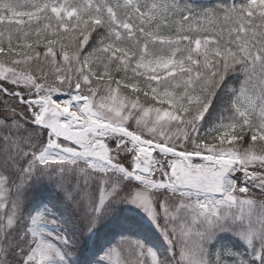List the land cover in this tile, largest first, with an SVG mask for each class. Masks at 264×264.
I'll return each instance as SVG.
<instances>
[{
    "label": "snow or ice",
    "instance_id": "snow-or-ice-1",
    "mask_svg": "<svg viewBox=\"0 0 264 264\" xmlns=\"http://www.w3.org/2000/svg\"><path fill=\"white\" fill-rule=\"evenodd\" d=\"M3 95L0 264H73L61 208L83 236L121 205L163 246L95 264H264V0H0Z\"/></svg>",
    "mask_w": 264,
    "mask_h": 264
},
{
    "label": "trees",
    "instance_id": "trees-1",
    "mask_svg": "<svg viewBox=\"0 0 264 264\" xmlns=\"http://www.w3.org/2000/svg\"><path fill=\"white\" fill-rule=\"evenodd\" d=\"M201 5H209L215 0H199ZM11 88L10 85H8ZM15 105L17 111L23 109V105H19L16 100L6 95L0 96V113H3L5 106L11 107ZM10 115V113H8ZM12 135H15L13 132ZM20 135H25L21 133ZM56 200L55 189L51 184L37 185L30 196L28 210L37 208L41 203ZM58 215L61 217L62 226L70 239L76 241V247L73 253H76L77 259L75 264H91L100 254L102 249L114 242L121 235L138 236L146 238L157 246H163L159 231L149 224L145 223L135 213L127 211L121 205L118 210L109 218H107L101 226L90 235H81L73 214L64 211L62 208Z\"/></svg>",
    "mask_w": 264,
    "mask_h": 264
},
{
    "label": "rangeland",
    "instance_id": "rangeland-1",
    "mask_svg": "<svg viewBox=\"0 0 264 264\" xmlns=\"http://www.w3.org/2000/svg\"><path fill=\"white\" fill-rule=\"evenodd\" d=\"M126 209H127V211H129V212H132V213H135L139 218H141L145 223H147V224H149L150 226H152L151 225V223L147 220V218L144 216V214L141 212V211H139L138 209H134L132 206H130V205H123ZM153 227V226H152ZM154 228V227H153ZM155 229V228H154ZM127 236V235H126ZM120 237H118L116 240H118ZM134 238V237H133ZM77 257L78 256H76V253H73V256H72V262H73V264H75L76 263V259H77ZM91 264H95V261L94 262H92Z\"/></svg>",
    "mask_w": 264,
    "mask_h": 264
}]
</instances>
